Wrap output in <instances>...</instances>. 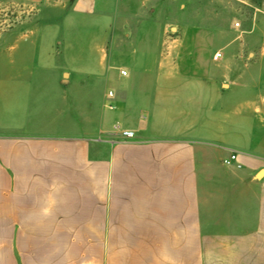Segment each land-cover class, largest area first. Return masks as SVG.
<instances>
[{"label":"crops","instance_id":"obj_1","mask_svg":"<svg viewBox=\"0 0 264 264\" xmlns=\"http://www.w3.org/2000/svg\"><path fill=\"white\" fill-rule=\"evenodd\" d=\"M128 2L135 46L126 77L108 72L116 107L101 130L30 124L43 118L28 122L23 77L5 78L0 264H264V1H243L242 23L182 28L174 67L157 52L154 1Z\"/></svg>","mask_w":264,"mask_h":264},{"label":"rangeland","instance_id":"obj_2","mask_svg":"<svg viewBox=\"0 0 264 264\" xmlns=\"http://www.w3.org/2000/svg\"><path fill=\"white\" fill-rule=\"evenodd\" d=\"M76 1L25 5L0 0V132L12 124L4 121L3 112L4 83L10 76L13 81L23 77V102L30 107L28 122L36 116L44 121L30 124L52 128L61 122L80 132L101 130V117L108 109V72L127 69L124 58L135 40L125 36L128 26L124 25L137 8L132 2L121 7L119 0H106L101 7L82 9ZM153 1V17L167 25L165 32L158 31L157 52L162 57L161 53L169 55L171 67L178 63L182 28L213 21L222 28L230 21L242 23L250 13L245 0ZM6 69L13 73L6 74ZM19 69H23L22 75L15 73ZM116 123V119L106 120L112 132H118Z\"/></svg>","mask_w":264,"mask_h":264},{"label":"built area","instance_id":"obj_3","mask_svg":"<svg viewBox=\"0 0 264 264\" xmlns=\"http://www.w3.org/2000/svg\"><path fill=\"white\" fill-rule=\"evenodd\" d=\"M221 57H222V53H216L214 55L215 60H219ZM127 75H128V71L126 69H120L121 77H126ZM117 90H118V81L116 80L109 81L107 90H106V96L108 99L106 106L108 109H114L116 107L114 103H112V100L116 98ZM115 128L119 132L121 137H123L124 139H132L135 137V132L133 130L125 128L121 123H116ZM236 161H237L236 154H231L224 160L225 164L227 165H232L236 163Z\"/></svg>","mask_w":264,"mask_h":264}]
</instances>
